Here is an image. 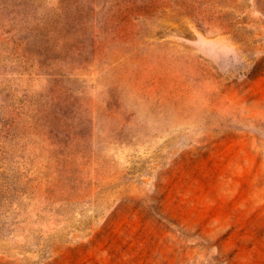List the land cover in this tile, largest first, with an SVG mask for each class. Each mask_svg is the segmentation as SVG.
Returning a JSON list of instances; mask_svg holds the SVG:
<instances>
[{
  "label": "rangeland",
  "instance_id": "obj_1",
  "mask_svg": "<svg viewBox=\"0 0 264 264\" xmlns=\"http://www.w3.org/2000/svg\"><path fill=\"white\" fill-rule=\"evenodd\" d=\"M0 264H264V0H0Z\"/></svg>",
  "mask_w": 264,
  "mask_h": 264
}]
</instances>
